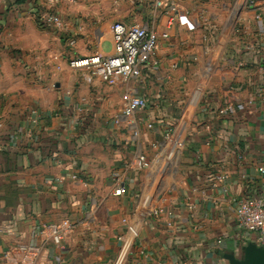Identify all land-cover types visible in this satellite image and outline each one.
Listing matches in <instances>:
<instances>
[{
    "label": "crops",
    "instance_id": "obj_1",
    "mask_svg": "<svg viewBox=\"0 0 264 264\" xmlns=\"http://www.w3.org/2000/svg\"><path fill=\"white\" fill-rule=\"evenodd\" d=\"M49 11L61 25L46 23ZM117 21L168 34L142 75L110 85L71 68L113 52L102 44ZM260 34L264 0H0V258L11 251L17 264L44 226L69 220L74 230L46 243L37 264H112L134 220L124 264H256L263 241L238 227L236 211L264 198ZM126 91L149 102L135 118L122 115ZM139 152L148 167L128 168ZM113 170L126 178L123 195ZM160 171L171 180L153 190ZM159 206L173 214L156 216Z\"/></svg>",
    "mask_w": 264,
    "mask_h": 264
},
{
    "label": "built area",
    "instance_id": "obj_2",
    "mask_svg": "<svg viewBox=\"0 0 264 264\" xmlns=\"http://www.w3.org/2000/svg\"><path fill=\"white\" fill-rule=\"evenodd\" d=\"M48 3L75 2V0H45ZM253 4L261 0H251ZM43 19L50 25L59 26L62 19L58 14L51 11L43 15ZM173 21V20H172ZM171 21V23H172ZM113 52L109 55L96 53L90 57H75L69 60L73 69L87 70L89 76L105 79L110 85L117 84L120 80L128 81L142 75L143 66L152 54L160 48L161 37L166 38L168 34H160L157 30L144 26L140 23H127L117 21L112 25ZM260 45L264 47V36L260 34ZM123 114L126 117L135 118L136 115L145 111L149 105L146 97L139 96L126 91L123 95ZM30 113L33 116L32 123H36L40 116V110L31 106ZM122 116L114 117V122L121 124ZM148 128H154L155 123L148 121ZM175 127H169L165 133L166 140L174 141ZM148 156L139 152L128 164V168L145 169L148 167ZM260 173H264V159L259 166ZM76 177V176H74ZM227 179V176H222ZM112 186L115 195H123L126 188V178L119 170L111 173ZM156 216L166 214L172 215L173 211L165 206L156 207L153 210ZM238 227L246 232H257L264 241V198L259 196H248L240 200L236 211ZM74 230V225L66 220L64 223L48 224L40 231L41 243L29 244L22 247V256L17 264H37L38 257L43 252L44 246L49 241L59 244ZM139 235V224L131 220L127 222L125 231L118 236L120 241L119 253L112 264H124L127 258L133 253V246ZM14 260L11 251L5 252L0 258V264H7ZM63 264V263H58ZM187 264H193L187 262Z\"/></svg>",
    "mask_w": 264,
    "mask_h": 264
},
{
    "label": "rangeland",
    "instance_id": "obj_3",
    "mask_svg": "<svg viewBox=\"0 0 264 264\" xmlns=\"http://www.w3.org/2000/svg\"><path fill=\"white\" fill-rule=\"evenodd\" d=\"M102 48L107 51V52H111L113 50V43L112 41L109 40H105L102 44ZM34 56L38 57L40 56L39 54H34ZM174 159V158H173ZM157 175H154L153 179H152V189L153 190H161V185L162 182L165 180H171L172 176V171H167L166 173L164 172V174H161V171L159 173H156ZM157 176V177H156Z\"/></svg>",
    "mask_w": 264,
    "mask_h": 264
},
{
    "label": "water",
    "instance_id": "obj_4",
    "mask_svg": "<svg viewBox=\"0 0 264 264\" xmlns=\"http://www.w3.org/2000/svg\"><path fill=\"white\" fill-rule=\"evenodd\" d=\"M251 257L256 264H264V241L261 247L251 250Z\"/></svg>",
    "mask_w": 264,
    "mask_h": 264
}]
</instances>
